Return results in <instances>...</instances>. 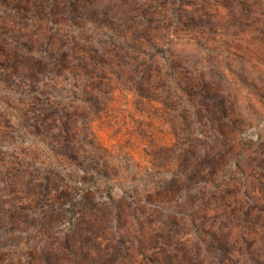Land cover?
Segmentation results:
<instances>
[{
  "label": "rangeland",
  "instance_id": "374dc122",
  "mask_svg": "<svg viewBox=\"0 0 264 264\" xmlns=\"http://www.w3.org/2000/svg\"><path fill=\"white\" fill-rule=\"evenodd\" d=\"M0 264H264V0H0Z\"/></svg>",
  "mask_w": 264,
  "mask_h": 264
}]
</instances>
